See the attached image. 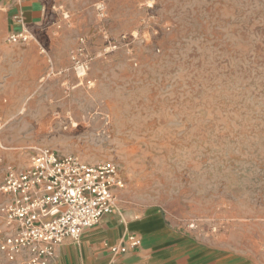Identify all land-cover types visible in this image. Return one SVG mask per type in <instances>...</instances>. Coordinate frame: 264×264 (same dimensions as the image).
Wrapping results in <instances>:
<instances>
[{"label": "rangeland", "instance_id": "rangeland-1", "mask_svg": "<svg viewBox=\"0 0 264 264\" xmlns=\"http://www.w3.org/2000/svg\"><path fill=\"white\" fill-rule=\"evenodd\" d=\"M105 2L99 27L117 48L104 39L103 57L121 50L123 62L101 82L90 68L93 86H76L72 70L64 103H16L20 89L8 88L0 167H23L40 148L112 162L126 182L118 196L213 218L241 248L264 251V0H123L140 23L116 38Z\"/></svg>", "mask_w": 264, "mask_h": 264}, {"label": "crops", "instance_id": "crops-1", "mask_svg": "<svg viewBox=\"0 0 264 264\" xmlns=\"http://www.w3.org/2000/svg\"><path fill=\"white\" fill-rule=\"evenodd\" d=\"M99 1L0 0V98L8 101L6 90L16 87L20 89L16 103L36 97L47 105L64 103L59 87L75 82L72 57L81 38L92 43L91 79L101 82L109 66L121 64L126 57L121 50L103 57L104 36L94 8ZM104 1H109L108 29L113 38L124 25H139L138 17L124 16L123 0ZM19 14L23 26L15 21ZM22 29L34 40L25 46L9 45L7 37ZM85 81L78 78L76 86ZM29 87L30 93L22 91ZM123 194L117 196L112 214L86 230L79 241L66 240L49 264H264V251L241 248L243 243L231 239L227 226L213 218L175 219ZM130 236L140 239L138 247H131ZM113 247L127 250L115 254ZM0 264H11L2 253Z\"/></svg>", "mask_w": 264, "mask_h": 264}, {"label": "built area", "instance_id": "built-area-1", "mask_svg": "<svg viewBox=\"0 0 264 264\" xmlns=\"http://www.w3.org/2000/svg\"><path fill=\"white\" fill-rule=\"evenodd\" d=\"M95 8L104 22L108 16L106 2H98ZM15 21L23 26V15H17ZM101 32L109 48L116 49L117 43L112 42L105 27ZM33 40L34 35L26 29L7 37V43L14 46ZM72 60V70L79 79H85L93 62L85 38L80 39ZM87 84L93 86L92 81ZM125 185L115 163L91 164L51 148L38 149L23 167H0V253L11 264L51 263L66 240L79 241L86 230L112 214L117 191ZM129 243L135 248L141 242L130 236ZM126 250L112 248L115 254Z\"/></svg>", "mask_w": 264, "mask_h": 264}]
</instances>
